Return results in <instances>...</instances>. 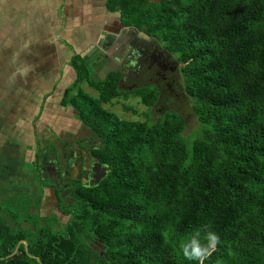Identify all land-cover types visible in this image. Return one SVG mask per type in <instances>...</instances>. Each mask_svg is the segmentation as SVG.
I'll return each mask as SVG.
<instances>
[{
    "label": "trees",
    "instance_id": "obj_1",
    "mask_svg": "<svg viewBox=\"0 0 264 264\" xmlns=\"http://www.w3.org/2000/svg\"><path fill=\"white\" fill-rule=\"evenodd\" d=\"M108 9L176 55L203 136L189 146L173 110L121 118L104 104L133 94L152 107L157 87L125 90L120 71L102 79L74 55L62 104L101 139L92 155L111 169L95 186L79 182L68 220L58 230L46 222L27 248L13 254L18 238L0 223V264H198L182 244L209 229L220 243L204 264H264V0H108Z\"/></svg>",
    "mask_w": 264,
    "mask_h": 264
},
{
    "label": "flooded vegetation",
    "instance_id": "obj_2",
    "mask_svg": "<svg viewBox=\"0 0 264 264\" xmlns=\"http://www.w3.org/2000/svg\"><path fill=\"white\" fill-rule=\"evenodd\" d=\"M122 27L101 42L103 55H86L84 58L90 66L100 62L107 71H120L121 78L123 76L121 88L131 81V84L125 83V90H133L141 87L136 85L141 71L155 67L166 69L169 61L156 38L136 28L123 24ZM62 101L63 98L59 105L52 107V118L44 121L43 127L38 126L40 112L31 122V128L15 134L1 127L13 105L8 106L4 100L0 103V223L8 226L12 239L18 238V248L20 244L28 247L27 236L45 228L48 217H56L52 227L60 229L57 227L63 222L60 215L70 216L63 210L73 203L75 186L79 182L85 185L90 182V169L98 161L92 151L102 147L101 139L83 124L73 105L64 106ZM60 105L65 107L63 114ZM78 124L84 125L90 133L81 134L83 131ZM47 190L51 192L50 208L46 204ZM28 197L31 201H27ZM8 206L15 210L25 209L26 215L7 209ZM40 244L44 245V242ZM91 245L96 251L104 250V246L97 243Z\"/></svg>",
    "mask_w": 264,
    "mask_h": 264
},
{
    "label": "crops",
    "instance_id": "obj_3",
    "mask_svg": "<svg viewBox=\"0 0 264 264\" xmlns=\"http://www.w3.org/2000/svg\"><path fill=\"white\" fill-rule=\"evenodd\" d=\"M121 28L108 0H0V103L13 105L2 129L22 133L40 112L43 127L77 77L72 57L103 55L101 42Z\"/></svg>",
    "mask_w": 264,
    "mask_h": 264
},
{
    "label": "rangeland",
    "instance_id": "obj_4",
    "mask_svg": "<svg viewBox=\"0 0 264 264\" xmlns=\"http://www.w3.org/2000/svg\"><path fill=\"white\" fill-rule=\"evenodd\" d=\"M160 48L165 51V56L168 59V68L158 69L157 67L152 70H143L140 72V80H137L136 85H150L156 86L159 91V97L157 102L149 107L147 104L143 103L142 100L133 94H131L128 99L120 97L119 99L113 100L112 104H104V107L114 111L121 118L132 119V120H146L151 121L156 120L162 116L166 111H176L181 114L185 120V129L184 136L187 141V144L191 146L192 141L195 138L202 137L204 132V127L201 126L198 116L194 110V100L188 96L184 88V79L182 72L180 70V63L176 55L168 52L160 44ZM101 68H98L100 70ZM106 70V68H105ZM126 83V82H125ZM123 84L122 88H126V84H131L129 81L126 84ZM84 89L91 94L92 96H98V92L87 84H83ZM128 87V86H127ZM131 106V109H126L125 106ZM82 133L88 134L90 131L84 126H81ZM80 134V135H81ZM11 164V163H8ZM26 167H31L30 164H25ZM50 194L51 192L47 190L46 195V204L50 208ZM32 198H27V201H31ZM47 208V209H48ZM7 209L12 210L25 216V209L15 210L10 206ZM48 213V212H47ZM60 214V213H59ZM61 221L65 222L68 216L60 215ZM31 221H34V218H31ZM46 222L54 223L56 222L53 219H47ZM58 228H61L62 225H58Z\"/></svg>",
    "mask_w": 264,
    "mask_h": 264
},
{
    "label": "clouds",
    "instance_id": "obj_5",
    "mask_svg": "<svg viewBox=\"0 0 264 264\" xmlns=\"http://www.w3.org/2000/svg\"><path fill=\"white\" fill-rule=\"evenodd\" d=\"M219 243L220 236L214 230H207L203 237L200 230H196L188 241L182 244V252L186 259L204 264L205 259L216 250Z\"/></svg>",
    "mask_w": 264,
    "mask_h": 264
},
{
    "label": "water",
    "instance_id": "obj_6",
    "mask_svg": "<svg viewBox=\"0 0 264 264\" xmlns=\"http://www.w3.org/2000/svg\"><path fill=\"white\" fill-rule=\"evenodd\" d=\"M103 49V47H101ZM98 75L102 78L105 79L106 78V74L102 75L101 73L98 72ZM123 80V76L120 79L121 83ZM121 86V85H120ZM110 166L101 163L100 161H96L93 163L91 169H90V178L94 180L90 179V182L86 185L88 186H95L97 185L104 177H106V175L108 174V172L110 171ZM26 246H27V242L24 241ZM97 244L102 247L103 245L100 242H97ZM27 248V247H26ZM18 246L16 247L15 251L13 252V254L17 251ZM102 254V253H101Z\"/></svg>",
    "mask_w": 264,
    "mask_h": 264
}]
</instances>
